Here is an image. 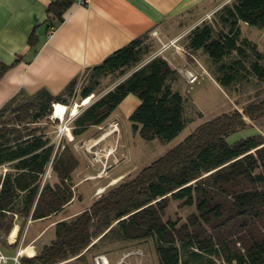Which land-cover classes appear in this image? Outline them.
Here are the masks:
<instances>
[{
    "label": "trees",
    "instance_id": "trees-1",
    "mask_svg": "<svg viewBox=\"0 0 264 264\" xmlns=\"http://www.w3.org/2000/svg\"><path fill=\"white\" fill-rule=\"evenodd\" d=\"M72 3L53 0L47 19L60 22ZM239 23L264 30V0L223 4L184 42L186 52L206 57L211 77L229 87V93L253 77L264 82V52L248 38H240ZM146 37L85 68L56 95L44 88L32 94L19 90L0 107L1 245L13 225L18 226L19 237L28 220L47 219L72 199L70 178L78 161L66 145L53 153L41 124L47 122L53 104L67 105L80 78L86 80L78 91L81 99L108 76L121 79L75 116L69 138L102 124L128 94L139 104L127 120L143 140L168 142L186 127L180 75L160 55L145 60L151 52ZM3 71L0 68V75ZM262 117L264 99H259L241 111L222 112L199 123L87 208L56 221L50 241L35 254L32 249L21 251L20 264H91L90 258L104 246L146 237L158 264H264V136L227 140L245 128L247 119L257 122ZM49 162L56 180L42 184ZM171 202L194 211L184 219L165 216Z\"/></svg>",
    "mask_w": 264,
    "mask_h": 264
},
{
    "label": "crops",
    "instance_id": "crops-1",
    "mask_svg": "<svg viewBox=\"0 0 264 264\" xmlns=\"http://www.w3.org/2000/svg\"><path fill=\"white\" fill-rule=\"evenodd\" d=\"M52 1L0 0V68L4 70L0 75V107L19 90L32 94L44 88L56 95L85 68L153 31L170 41L181 39L219 7L215 0H89L80 5L73 0L57 22L47 19V6ZM182 52H170L162 45L151 57L160 55L171 68L190 76L201 75L200 69L206 71L197 54ZM177 58L179 65L174 63ZM180 81L186 84L183 78ZM138 104L139 100L128 94L118 106L128 117ZM44 221L28 220L19 237L18 226L13 225L4 251L11 250L12 257L27 249L35 254L38 241L49 230L36 226ZM20 257L14 260L17 264Z\"/></svg>",
    "mask_w": 264,
    "mask_h": 264
},
{
    "label": "rangeland",
    "instance_id": "rangeland-1",
    "mask_svg": "<svg viewBox=\"0 0 264 264\" xmlns=\"http://www.w3.org/2000/svg\"><path fill=\"white\" fill-rule=\"evenodd\" d=\"M230 1L215 0L219 7L207 14L200 24L211 21L215 12L223 4ZM239 36L240 38H248L257 45L259 51L264 52V30L239 23ZM185 37L170 41L171 39H166L159 31H153L144 40L151 47V52L145 57V60L156 54L162 45L167 46L170 52L175 51L183 54ZM196 56L201 68L203 67L207 72L200 69L201 75H194L196 79L193 82H189L187 73L182 69L181 71L177 69L180 79L183 78L184 83H186L182 85L181 83L183 82L179 81V88H181L185 99L184 115L187 123L186 127L168 142H161L158 139L145 141L140 138L137 132L131 130L130 122L127 120L121 106H118L102 124L88 127L79 136L74 137L72 135L70 138L67 136V133L71 132L72 121L75 116L97 97L112 89L120 81L121 78L118 77L108 76L103 79L95 92L84 99L79 97L78 91L86 80L80 78L73 95L67 98L65 113L63 114L65 108L62 107V104H60L63 108V110L61 109L62 112L60 111L62 115L58 119L54 117V112L51 111L47 122H42L41 124L44 126V135L49 139V144L53 146V153L59 152L65 145L68 146L76 157L78 165L72 171L70 178L71 201L58 213L45 219L42 224H36V226L39 225L49 229L42 240L38 241L36 251L53 237V224L56 221L87 208L107 189L125 177L133 176L142 167L177 144L199 123L222 112H228L233 109L241 111V107L256 100L264 99V82H259L253 77L234 85L229 93V87L220 86L218 83L213 82V78L208 71L206 57L200 53ZM174 63L176 65L180 64L178 58ZM246 121L247 125L244 129L227 137L228 142H233L240 137L252 134L264 136V117L257 122H252L248 119ZM50 166L51 163L49 162L41 177L42 184L44 182L51 184L56 180ZM0 171H3V169L0 168ZM112 180H115V182ZM192 211H194V207L181 206L178 202H171L165 216L184 219ZM5 243V245L0 244L2 249L8 248L6 239ZM135 247L140 248L143 252L147 264H158L149 237L140 239L138 242L109 244L102 247L101 252L98 253H107L110 258H113L115 253L118 254L123 250ZM3 253L8 257L7 262L4 264H17L14 261L15 257H12L11 250ZM21 255L18 254L17 259ZM91 258L90 262L93 264Z\"/></svg>",
    "mask_w": 264,
    "mask_h": 264
},
{
    "label": "built area",
    "instance_id": "built-area-1",
    "mask_svg": "<svg viewBox=\"0 0 264 264\" xmlns=\"http://www.w3.org/2000/svg\"><path fill=\"white\" fill-rule=\"evenodd\" d=\"M75 4H87L89 0H75ZM184 51V49H183ZM186 52V51H185ZM189 78V82H193L196 77L190 76V74L187 75ZM55 105H52V112H55ZM97 239L92 240L90 245L94 242H96ZM89 245V246H90ZM107 253H96L92 256V262L93 264H147V261L145 259V255L140 250V248H129L126 250L121 251L120 253H115V257L110 258ZM18 254L15 256L14 260H17ZM8 260V257L3 253L2 248L0 246V264L6 263Z\"/></svg>",
    "mask_w": 264,
    "mask_h": 264
},
{
    "label": "bare ground",
    "instance_id": "bare-ground-1",
    "mask_svg": "<svg viewBox=\"0 0 264 264\" xmlns=\"http://www.w3.org/2000/svg\"><path fill=\"white\" fill-rule=\"evenodd\" d=\"M57 106V107H56ZM58 107H59V109H58ZM62 107L63 108H65L64 109V112H63V114L65 113V111H66V106L64 105V104H62ZM61 107V105L60 104H56L55 105V112H54V117H56L57 119L59 118V117H61V115H62V111H61V109L63 110V108ZM58 111H61V112H59V115L56 113V112H58ZM113 182H115V180H112ZM101 190V189H100ZM103 190V189H102Z\"/></svg>",
    "mask_w": 264,
    "mask_h": 264
}]
</instances>
